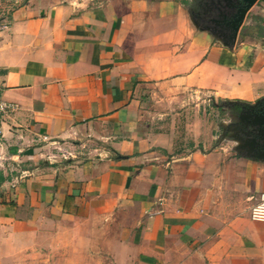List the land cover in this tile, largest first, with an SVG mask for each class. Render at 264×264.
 <instances>
[{"label":"crops","instance_id":"0c3cea01","mask_svg":"<svg viewBox=\"0 0 264 264\" xmlns=\"http://www.w3.org/2000/svg\"><path fill=\"white\" fill-rule=\"evenodd\" d=\"M203 2L0 0V264H264V162L148 121L154 87L264 97V0L232 48Z\"/></svg>","mask_w":264,"mask_h":264},{"label":"rangeland","instance_id":"374dc122","mask_svg":"<svg viewBox=\"0 0 264 264\" xmlns=\"http://www.w3.org/2000/svg\"><path fill=\"white\" fill-rule=\"evenodd\" d=\"M262 1L258 0L255 5H260ZM198 2L199 0H194V4L197 5ZM149 91L151 115L148 121L164 132L173 133L182 148L183 145L188 150L193 148L194 144L190 142V137L202 139L209 135L210 138L220 137L227 141H235L236 136L240 137L243 126L236 113L231 111L230 107L234 104L215 101L207 94L192 91L170 94L159 87L150 88ZM241 106L243 108L247 105ZM212 141L210 147L214 146L215 142ZM85 149L88 148L76 150L69 145V148L63 151L55 149V156L64 161L72 155L74 158L84 157V154H77V151L84 152ZM243 152L246 151L243 150Z\"/></svg>","mask_w":264,"mask_h":264},{"label":"water","instance_id":"95a60500","mask_svg":"<svg viewBox=\"0 0 264 264\" xmlns=\"http://www.w3.org/2000/svg\"><path fill=\"white\" fill-rule=\"evenodd\" d=\"M258 0H205L202 11L195 16L196 24L212 32L225 47L232 48L247 13ZM243 126L236 136L237 150L243 155L264 162V97L243 106L239 116Z\"/></svg>","mask_w":264,"mask_h":264},{"label":"built area","instance_id":"2783aa9c","mask_svg":"<svg viewBox=\"0 0 264 264\" xmlns=\"http://www.w3.org/2000/svg\"><path fill=\"white\" fill-rule=\"evenodd\" d=\"M10 27L9 11L0 12V38ZM16 105L0 99V114L13 112ZM249 219L254 223H264V193H260L249 210Z\"/></svg>","mask_w":264,"mask_h":264},{"label":"flooded vegetation","instance_id":"af4514ba","mask_svg":"<svg viewBox=\"0 0 264 264\" xmlns=\"http://www.w3.org/2000/svg\"><path fill=\"white\" fill-rule=\"evenodd\" d=\"M230 108H231V111L236 113L237 117L239 118V116H240V114L242 112V106L240 108H237V107H234V106L230 107ZM244 151H246V150H244Z\"/></svg>","mask_w":264,"mask_h":264},{"label":"trees","instance_id":"16d2710c","mask_svg":"<svg viewBox=\"0 0 264 264\" xmlns=\"http://www.w3.org/2000/svg\"><path fill=\"white\" fill-rule=\"evenodd\" d=\"M233 106L234 107H237V108H240L241 107V104H234Z\"/></svg>","mask_w":264,"mask_h":264}]
</instances>
